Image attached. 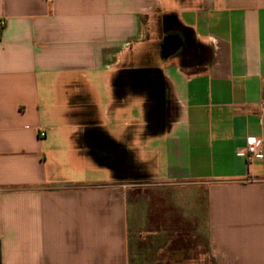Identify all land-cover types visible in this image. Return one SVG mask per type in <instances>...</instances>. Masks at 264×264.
I'll return each mask as SVG.
<instances>
[{
  "label": "crops",
  "instance_id": "crops-1",
  "mask_svg": "<svg viewBox=\"0 0 264 264\" xmlns=\"http://www.w3.org/2000/svg\"><path fill=\"white\" fill-rule=\"evenodd\" d=\"M263 101L264 0H0V264H264Z\"/></svg>",
  "mask_w": 264,
  "mask_h": 264
},
{
  "label": "built area",
  "instance_id": "built-area-1",
  "mask_svg": "<svg viewBox=\"0 0 264 264\" xmlns=\"http://www.w3.org/2000/svg\"><path fill=\"white\" fill-rule=\"evenodd\" d=\"M262 105L264 106V101ZM41 135L44 136L45 133H41ZM237 153L245 157L248 164H252L257 158L264 157V139L249 138L246 146L240 148Z\"/></svg>",
  "mask_w": 264,
  "mask_h": 264
},
{
  "label": "rangeland",
  "instance_id": "rangeland-1",
  "mask_svg": "<svg viewBox=\"0 0 264 264\" xmlns=\"http://www.w3.org/2000/svg\"><path fill=\"white\" fill-rule=\"evenodd\" d=\"M95 79H97V81L95 82V83H97L98 84V82L100 83V80H99V77H97V78H95L94 77V80ZM92 80V79H91ZM80 81H81V78H78V86H75V87H73V88H71V89H69V93H71V96H74L75 95V91L76 92H80L81 90H83L82 88H81V86L79 85V83H80ZM94 83V84H95ZM89 86V89H93L92 88V86H93V83L92 82H90L89 84H88ZM84 90H86L85 88H84ZM83 90V91H84ZM96 90H98V94L99 95H101V96H107L108 95V92H104L103 91V89L99 86V89H96ZM187 258V257H186ZM184 259V258H183ZM166 264H172V263H168V262H166ZM180 264H188L187 262H186V259L184 260V261H182Z\"/></svg>",
  "mask_w": 264,
  "mask_h": 264
},
{
  "label": "water",
  "instance_id": "water-1",
  "mask_svg": "<svg viewBox=\"0 0 264 264\" xmlns=\"http://www.w3.org/2000/svg\"><path fill=\"white\" fill-rule=\"evenodd\" d=\"M173 49H174L173 42L166 39L164 44H163V52H165V53L171 52Z\"/></svg>",
  "mask_w": 264,
  "mask_h": 264
}]
</instances>
